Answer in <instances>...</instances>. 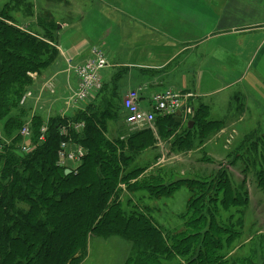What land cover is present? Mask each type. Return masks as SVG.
Masks as SVG:
<instances>
[{
  "label": "trees",
  "instance_id": "16d2710c",
  "mask_svg": "<svg viewBox=\"0 0 264 264\" xmlns=\"http://www.w3.org/2000/svg\"><path fill=\"white\" fill-rule=\"evenodd\" d=\"M27 1L14 0L0 13V264H81L94 236L131 242L136 252L126 264H234L231 253L245 221L235 219V214L224 218L222 212L247 207L243 188L229 179L224 165L203 179L167 182L161 170L144 176L150 164L139 166L136 160L154 147V134L130 133L126 125L111 137L110 126L122 121L121 74L104 81L90 105L65 116L31 117L32 108L21 105L36 85L31 74L40 76L60 59L58 42L56 46L52 42L56 30L45 36L48 41L24 32L10 16ZM23 10L29 13L34 6L28 2ZM29 120L32 137L26 142L22 130ZM193 121L186 132L189 138L177 142L181 149L204 141L210 129L220 125L208 119L204 108L196 111ZM79 123L85 129L72 130L69 139L86 155L79 173L67 176L58 166L61 143L69 140L61 136V128ZM156 123L159 134L169 136L180 127L173 117L158 118ZM43 127L45 141L40 140ZM26 143L32 147L28 154L23 152ZM236 160L229 165L235 166ZM182 187L192 198L180 217L182 232L165 230L148 210L131 206L136 193H143L138 199L144 204L146 199L170 197ZM244 262L253 264L251 257Z\"/></svg>",
  "mask_w": 264,
  "mask_h": 264
},
{
  "label": "crops",
  "instance_id": "0c3cea01",
  "mask_svg": "<svg viewBox=\"0 0 264 264\" xmlns=\"http://www.w3.org/2000/svg\"><path fill=\"white\" fill-rule=\"evenodd\" d=\"M75 3L77 11L56 31L60 59L43 77L36 78L35 98L28 104L32 114L51 118L72 113L66 106L77 82L71 69L100 51L108 60L103 79L112 81L121 74L123 97L129 90L147 85V98L163 89L192 94L186 106L193 108L194 116L204 108L208 119L219 124H229L236 115L231 124L264 118V0ZM82 21L84 25L79 23ZM232 109L234 113H229ZM188 118L180 123V131ZM125 119L123 111L124 127ZM212 154L224 155L220 149H212L206 156L212 158ZM152 169L144 176L154 174ZM203 170L208 171V166Z\"/></svg>",
  "mask_w": 264,
  "mask_h": 264
},
{
  "label": "rangeland",
  "instance_id": "374dc122",
  "mask_svg": "<svg viewBox=\"0 0 264 264\" xmlns=\"http://www.w3.org/2000/svg\"><path fill=\"white\" fill-rule=\"evenodd\" d=\"M13 2L14 0H0V13L9 4L12 7ZM28 2L34 6V10L26 13L23 8ZM27 3L22 2L20 5L21 11L13 10L10 16H13L17 26L24 32L32 33V35L48 41H50L49 37L45 36H49L47 34L51 32L50 30L58 32V26L62 25V22L66 21L65 18L72 16L78 9L75 0H28ZM73 21L74 23L77 22V20ZM86 22H89L88 19ZM79 23L85 24L83 21ZM87 29L89 30V26H87ZM56 31L55 34L53 33L55 38L52 41L55 46V40L58 42ZM84 31L88 32L85 29ZM112 48L114 47L112 46ZM45 72H48V70L44 71L39 77H43ZM34 75L35 77L38 76V74ZM35 88L31 91H34ZM123 99L122 96V103ZM223 112H226V110H223ZM228 112L234 113V110H228ZM237 118V115L235 118L231 117L229 124L214 125L204 141L189 142L186 148L181 149L177 142L180 141L181 137H184V139L189 138L186 136L188 122H194V118H188V122L184 123L185 128L183 130L177 129L170 136L160 132V139H156L157 142L154 147L143 155H139L136 161H138L139 166L150 164V167H153L154 174L159 173V170H161V176L167 182L177 181L181 178H208L222 171L224 165L231 173L228 175L229 179L232 178L234 183H239L240 187L243 188L242 201L245 204L248 203L247 207L244 206L243 211L241 207H238L236 210L222 212L224 218L235 214V219L245 221L242 237L233 248L230 262L245 264L244 260L251 257L253 264H264V143L261 144V140L264 142V139H260V137L264 138V118L263 116L260 119L259 117L252 118L244 125L231 124ZM258 120L260 124L256 125L255 121ZM110 128L114 129L111 137L117 136L119 131L125 130L123 122L116 127L111 125ZM0 135L2 134L0 133ZM191 137L193 136L191 135ZM211 146H214V148H210ZM212 149H220L224 155L218 157L212 154V158L207 157V152H211ZM157 157L159 160L156 162ZM236 158H238L236 165H229ZM192 166V169H188ZM204 166H208V171L203 170ZM183 171L186 174H183ZM145 175L147 174L145 173ZM134 183L135 181L132 185ZM122 190L128 193L126 185H123ZM142 194V192L136 193L135 198L138 199ZM191 201L190 191L182 187L170 197L146 199L144 204L139 199L131 200V206L134 205L141 210H148L150 212L148 214H151L161 226L166 228L165 230H179L182 232L184 222L180 217L186 213L188 203H191ZM124 205L127 207V204ZM134 252H136L134 245L120 237L106 239L94 236L90 240L87 255L81 264H126L127 259L131 258Z\"/></svg>",
  "mask_w": 264,
  "mask_h": 264
},
{
  "label": "built area",
  "instance_id": "2783aa9c",
  "mask_svg": "<svg viewBox=\"0 0 264 264\" xmlns=\"http://www.w3.org/2000/svg\"><path fill=\"white\" fill-rule=\"evenodd\" d=\"M108 66L106 56L97 51L95 56L86 63L72 67L71 71L76 77V87L71 91L68 100V107L83 109L90 105L96 96L103 89V73ZM33 76V75H32ZM149 91L147 85H143L135 90L127 92L123 99V108L126 112V123L131 133L150 130L158 138V128L156 121L158 118L175 117L179 111H183L185 116L193 114L191 106H186L192 94H185L172 89L161 90L146 97ZM33 92H27L21 101V105L27 104L34 99ZM31 123L29 121L22 130V136L27 142L31 136ZM85 129V124H71L69 127L61 128V136L69 139L70 132L74 130L81 133ZM47 128L43 127L41 141H45ZM31 146L28 143L23 147V152H31ZM86 155L85 149L74 143L71 139L64 140L59 150L58 166L64 169H70L73 174H78Z\"/></svg>",
  "mask_w": 264,
  "mask_h": 264
},
{
  "label": "water",
  "instance_id": "95a60500",
  "mask_svg": "<svg viewBox=\"0 0 264 264\" xmlns=\"http://www.w3.org/2000/svg\"><path fill=\"white\" fill-rule=\"evenodd\" d=\"M176 121H177L179 124L182 122V112H181V111H179V112L177 113ZM193 125H194V124H193L192 122H190V123H189V128H192ZM65 174L68 176V175H71L72 172H71L70 170H66V171H65Z\"/></svg>",
  "mask_w": 264,
  "mask_h": 264
}]
</instances>
